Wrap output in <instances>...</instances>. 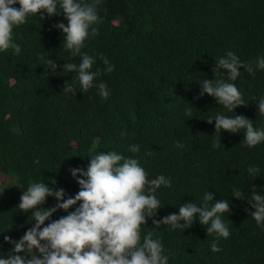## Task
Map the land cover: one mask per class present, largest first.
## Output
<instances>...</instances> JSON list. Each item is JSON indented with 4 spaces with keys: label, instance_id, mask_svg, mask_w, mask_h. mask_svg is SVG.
Instances as JSON below:
<instances>
[{
    "label": "trees",
    "instance_id": "trees-1",
    "mask_svg": "<svg viewBox=\"0 0 264 264\" xmlns=\"http://www.w3.org/2000/svg\"><path fill=\"white\" fill-rule=\"evenodd\" d=\"M98 12L102 22L81 52L96 58L91 70L100 69L96 80L105 83L106 96L96 87L77 89L75 96L62 91L65 83L78 81L75 71L62 72L59 66L80 62L54 27L66 23L62 12L43 19L32 15L13 28L21 52H0V175L13 181L0 189V255L13 247L5 235L18 240L32 226L31 210L18 208L30 183L44 181L63 188L64 198L74 196L79 185L69 167H85L89 156L115 150L137 158L149 178L161 173L171 178L170 187L156 192L162 206L156 219L178 212L183 202L200 207L206 191L215 200L230 201L231 212L221 217L228 238L207 234V225L196 220L184 230L159 226L153 238L162 239L169 264H264V228L246 199L251 185L264 193V142L249 147L243 129L215 131V121L207 118L233 113L211 95H199L203 78L232 82L247 103L234 114L264 127L256 105L264 95V69L250 74L241 68L235 81L223 69L213 71L229 50L245 63L264 56V0H99ZM105 56L114 65L111 72L105 71ZM47 58L56 61V74L42 65ZM130 144L140 150L131 152ZM249 165L259 167V176L249 175ZM233 188L242 189L245 199L232 196ZM55 203L48 196L39 207ZM66 214L59 209L52 219ZM154 227L147 218L141 237ZM213 239L219 245L215 252Z\"/></svg>",
    "mask_w": 264,
    "mask_h": 264
},
{
    "label": "clouds",
    "instance_id": "clouds-1",
    "mask_svg": "<svg viewBox=\"0 0 264 264\" xmlns=\"http://www.w3.org/2000/svg\"><path fill=\"white\" fill-rule=\"evenodd\" d=\"M17 4L19 7L15 6ZM98 4L99 0H0V52L9 48L14 54L21 52V45L13 39V28L24 24L32 15L43 19L45 15L50 17L62 12L66 23L60 21L54 27L63 34V47L70 50V55L80 56L79 64L65 62L59 66L62 72L75 71L78 81L76 85L65 83L62 91L75 96L77 89L84 93L96 87L101 96H106L105 83L96 80L100 69L91 70L96 58L81 52L85 40L96 35V25L102 22ZM102 59L105 71H113L114 65L109 59L106 56ZM215 63L214 73L216 69H223L229 80L235 81L241 68L250 74L264 69V56H257L254 64L245 63L229 50ZM42 65L47 72L51 70V74H56L58 65L55 60L47 58ZM199 85L200 96L211 95L216 103L233 113L227 116L218 112L209 116L207 121H215V131L239 133L243 129V139L249 147L264 142V127H254L253 120L234 114L237 106L247 105L234 83L203 78ZM256 105L257 112L264 116V95L258 98ZM120 134L125 135L123 131ZM176 146L183 148L184 145L177 141ZM217 146H221L220 141ZM128 147L134 153L140 150L138 144ZM89 158L85 167H69L71 176L79 185L74 196L64 198L63 188L54 189L44 181L32 182L23 190L18 208L31 210L33 223L18 240L4 236V241L13 247L7 255H0V264H169V254L162 239L153 238V233L160 225L184 230L194 220L207 225V234L214 233L217 238L229 237V227L221 218L231 212L228 199L215 200L213 192L206 191L200 207L192 201L183 202L178 212L156 219L157 210L162 208L156 192L162 185L171 186L170 177L161 173L149 178L137 158L115 150L101 151ZM247 171L255 178L260 169L249 165ZM255 188L251 185L250 198L246 199L251 205V216L258 226L264 228V193L255 191ZM242 192L240 188H233L232 196L245 199ZM48 196L54 197L56 203L39 207ZM207 201L214 203L208 206ZM72 206H75L74 210L68 211ZM59 209L67 214L52 219L53 213ZM149 217L156 227L141 237V226L146 225ZM210 248L214 252L219 250L218 239L210 242Z\"/></svg>",
    "mask_w": 264,
    "mask_h": 264
},
{
    "label": "rangeland",
    "instance_id": "rangeland-1",
    "mask_svg": "<svg viewBox=\"0 0 264 264\" xmlns=\"http://www.w3.org/2000/svg\"><path fill=\"white\" fill-rule=\"evenodd\" d=\"M13 181L11 179H9L7 176H1L0 175V189L3 186L8 185L9 183L11 184Z\"/></svg>",
    "mask_w": 264,
    "mask_h": 264
}]
</instances>
